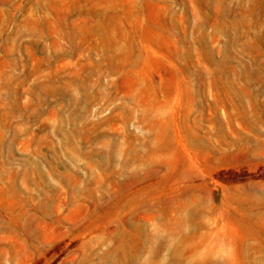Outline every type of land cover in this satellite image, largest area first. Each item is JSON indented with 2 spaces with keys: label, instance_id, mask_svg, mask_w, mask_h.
<instances>
[{
  "label": "rangeland",
  "instance_id": "374dc122",
  "mask_svg": "<svg viewBox=\"0 0 264 264\" xmlns=\"http://www.w3.org/2000/svg\"><path fill=\"white\" fill-rule=\"evenodd\" d=\"M0 264H264V0H0Z\"/></svg>",
  "mask_w": 264,
  "mask_h": 264
}]
</instances>
